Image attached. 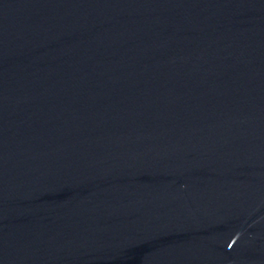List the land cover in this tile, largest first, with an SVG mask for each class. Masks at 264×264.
Instances as JSON below:
<instances>
[{
	"label": "water",
	"instance_id": "95a60500",
	"mask_svg": "<svg viewBox=\"0 0 264 264\" xmlns=\"http://www.w3.org/2000/svg\"><path fill=\"white\" fill-rule=\"evenodd\" d=\"M0 264H264V0H0Z\"/></svg>",
	"mask_w": 264,
	"mask_h": 264
}]
</instances>
